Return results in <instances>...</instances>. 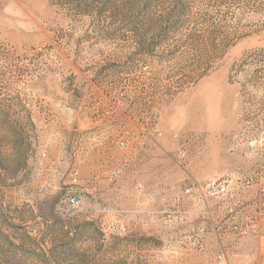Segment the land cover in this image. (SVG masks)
I'll return each mask as SVG.
<instances>
[{
  "label": "rangeland",
  "instance_id": "obj_1",
  "mask_svg": "<svg viewBox=\"0 0 264 264\" xmlns=\"http://www.w3.org/2000/svg\"><path fill=\"white\" fill-rule=\"evenodd\" d=\"M263 181L264 0H0V264L259 260Z\"/></svg>",
  "mask_w": 264,
  "mask_h": 264
},
{
  "label": "built area",
  "instance_id": "obj_2",
  "mask_svg": "<svg viewBox=\"0 0 264 264\" xmlns=\"http://www.w3.org/2000/svg\"><path fill=\"white\" fill-rule=\"evenodd\" d=\"M246 146L249 149H254L257 147L256 142L249 141L246 143ZM205 194L211 197L217 198H227L230 194V183L229 181H223L219 183H210L208 184L203 191ZM75 203L74 200L71 201ZM254 204L257 208V215L245 220L244 225H240L231 220L232 231L235 234H241L247 238L256 237L258 234V229L264 227V181L259 184V197L255 200ZM219 232L224 230L222 225L217 226ZM204 234L203 228H198L197 232L190 236V242H193L199 249H203L204 240L201 236ZM215 264H231V255L225 248H221L216 256ZM243 264H264V258L255 260L251 257H246L243 260Z\"/></svg>",
  "mask_w": 264,
  "mask_h": 264
}]
</instances>
